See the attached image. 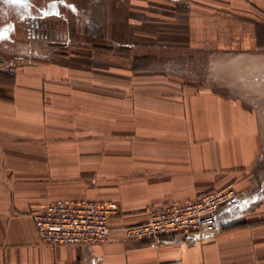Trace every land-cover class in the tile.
Segmentation results:
<instances>
[{
    "label": "crops",
    "instance_id": "crops-1",
    "mask_svg": "<svg viewBox=\"0 0 264 264\" xmlns=\"http://www.w3.org/2000/svg\"><path fill=\"white\" fill-rule=\"evenodd\" d=\"M0 22V54H46L0 60V264H264V0H0ZM229 188L214 234L126 237ZM61 201L118 204L108 242L44 244L31 210Z\"/></svg>",
    "mask_w": 264,
    "mask_h": 264
},
{
    "label": "built area",
    "instance_id": "built-area-1",
    "mask_svg": "<svg viewBox=\"0 0 264 264\" xmlns=\"http://www.w3.org/2000/svg\"><path fill=\"white\" fill-rule=\"evenodd\" d=\"M176 2L177 0H162ZM238 192L229 188L194 200L153 208L147 224L126 230V237L157 245L163 239L188 240L214 234L222 207L235 200ZM120 213L115 203L54 202L31 210L30 217L44 244L97 246L108 242L109 224Z\"/></svg>",
    "mask_w": 264,
    "mask_h": 264
},
{
    "label": "rangeland",
    "instance_id": "rangeland-1",
    "mask_svg": "<svg viewBox=\"0 0 264 264\" xmlns=\"http://www.w3.org/2000/svg\"><path fill=\"white\" fill-rule=\"evenodd\" d=\"M15 21L16 20L14 19L13 21L9 22V24H8V30L9 31H16L17 30V28L13 26ZM16 23H17V21H16ZM0 24H1L0 25V31H2V30L6 31V28L4 26L5 22H2V23L0 22ZM10 26H11V29H10ZM26 38H27V36H25V40H27ZM66 42L70 43L71 40H68ZM19 44H22V43L11 44V46L12 45L16 46ZM26 45H29V44H26ZM0 46H4V44H2ZM42 55H46V54H0L1 57L6 58L8 60V63H11L12 60H14V58H17V59L24 58L25 61H29L32 59V57L37 58V57L42 56Z\"/></svg>",
    "mask_w": 264,
    "mask_h": 264
},
{
    "label": "flooded vegetation",
    "instance_id": "flooded-vegetation-1",
    "mask_svg": "<svg viewBox=\"0 0 264 264\" xmlns=\"http://www.w3.org/2000/svg\"><path fill=\"white\" fill-rule=\"evenodd\" d=\"M34 20H35V19H34ZM31 21H32L31 18H28V22H27V23H28V27H29L28 30L30 31L31 34H33V33H34L33 31H36V30L33 28V26H35V22H34V24H33V26H32V23H33V22H31ZM39 24H40V23H39Z\"/></svg>",
    "mask_w": 264,
    "mask_h": 264
},
{
    "label": "snow or ice",
    "instance_id": "snow-or-ice-1",
    "mask_svg": "<svg viewBox=\"0 0 264 264\" xmlns=\"http://www.w3.org/2000/svg\"><path fill=\"white\" fill-rule=\"evenodd\" d=\"M12 3H16V4H25L27 2V0H11ZM71 7V6H70ZM58 14V13H57Z\"/></svg>",
    "mask_w": 264,
    "mask_h": 264
},
{
    "label": "water",
    "instance_id": "water-1",
    "mask_svg": "<svg viewBox=\"0 0 264 264\" xmlns=\"http://www.w3.org/2000/svg\"><path fill=\"white\" fill-rule=\"evenodd\" d=\"M40 27H41V25L39 24V22H38V23L35 22V26H34L33 28H34V29H40ZM0 60H1V61H5V58H3V57L0 56Z\"/></svg>",
    "mask_w": 264,
    "mask_h": 264
},
{
    "label": "trees",
    "instance_id": "trees-1",
    "mask_svg": "<svg viewBox=\"0 0 264 264\" xmlns=\"http://www.w3.org/2000/svg\"><path fill=\"white\" fill-rule=\"evenodd\" d=\"M15 16H16L17 18L19 17V15H18L17 13L15 14ZM10 29H11V26H10Z\"/></svg>",
    "mask_w": 264,
    "mask_h": 264
}]
</instances>
